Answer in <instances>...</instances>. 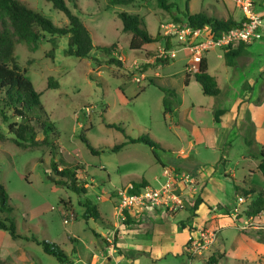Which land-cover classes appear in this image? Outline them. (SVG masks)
Listing matches in <instances>:
<instances>
[{
	"label": "rangeland",
	"instance_id": "rangeland-1",
	"mask_svg": "<svg viewBox=\"0 0 264 264\" xmlns=\"http://www.w3.org/2000/svg\"><path fill=\"white\" fill-rule=\"evenodd\" d=\"M20 1L39 10L55 25L67 24L65 14L53 8L46 0ZM73 1H76L75 7ZM171 1L175 4L171 12H168L158 7L154 0H136L130 5H111L108 0H65L90 30L94 45L118 44V54L112 52L106 55L94 49L90 55L98 58L99 63L91 57L64 55L66 36L45 34L35 47L23 41L15 44L17 61L21 68L26 69L25 76L40 95L49 119L55 125L54 141L57 148L54 160L61 166H81L77 175L79 181L86 185L87 191L85 195L77 194L52 181L50 177L56 180L59 176L50 169V146L23 148L16 145L12 135L7 133V125L12 119L4 121L0 116V132L5 135L0 139V184L8 194V203L14 208L18 232L28 238L12 239L6 231L0 230V264H61L55 257L44 253L41 245L31 239L32 236L57 244L68 256L66 264L99 262L100 260L92 262L90 257L94 252L99 253L101 248L105 249L100 240L96 241L97 244H92L93 238H96L93 232L99 231L101 222L93 218L85 219L80 201L84 197L90 198L114 220L113 201L122 191H126L130 182H139L144 177L150 178L155 172L158 173L159 157L162 159L169 151L177 149L180 145L177 136L179 131L187 134L185 126H175L178 116L164 113V93L155 83L175 89L178 99H181L183 86L184 100L180 115L186 116L188 123L196 121V103H203V98L213 99L199 91L193 78L189 85L184 83L185 70H194L190 66L186 67L191 63V52L182 48L175 39L169 38L172 47L166 54L173 59L167 65L159 67V64H155L144 69L146 62L152 64L156 55H163L165 39L146 45L143 51L129 49L130 33L122 30L118 13L137 15L152 35L160 33L161 22L173 17L183 19L186 3L191 14L207 13L219 20L232 18L241 22L251 13L259 16L264 26V0H249V5L246 0ZM254 40V49L245 55L248 59L242 72L244 80L242 78L240 82L241 77L231 78L227 89L233 84H242L245 88L246 80L260 82V78H264V74L260 72V67L264 65V31H260ZM218 54V49H212L209 59L212 71L220 74L224 59L219 58ZM110 56L119 58L123 67L107 65L105 61ZM222 77L223 75L219 76V79L223 88ZM150 80L155 83H150ZM257 89L258 85L255 86V90ZM225 95L224 91L217 100L223 101ZM234 97L228 94L225 100L232 105ZM109 124H115L120 129L109 127ZM43 136L40 132L37 138L41 139ZM81 136H85L99 152L91 153ZM139 136L153 140L156 147L151 148L139 142L125 143L126 137L135 139ZM250 142L247 145L238 137L229 143V167L235 171V180L240 184L245 181L254 185L256 192L246 196V202L239 204L234 192V178L222 177L223 175L220 177L225 182L222 192L225 203L228 206L238 205V210L246 209L250 200L257 196V191L264 193V178L261 173L248 172L249 166L255 169L253 165L259 161L258 149L263 148L252 140ZM119 144H122L120 149L111 150ZM250 151H257L256 159L243 161L241 156L248 157ZM201 213L199 211L198 215ZM220 215V208L216 212L206 211L202 214L203 222L209 223L213 217ZM239 216L240 214L238 218ZM257 217L249 221L242 220L241 227H246H240L242 230L252 229L255 232H241L226 217L229 225L223 227L218 237L205 249L196 253L187 249V243L186 247L181 244L175 251H164L161 257H153L151 252L137 255L132 253L127 254L120 263L111 260L102 264H129L131 258L140 259V264H264V254L261 253L264 248V209ZM202 229L205 231L215 228L202 224L196 226V236H199ZM180 246L184 248L183 251ZM223 250L227 256L219 258ZM211 256L217 258L215 263L209 262Z\"/></svg>",
	"mask_w": 264,
	"mask_h": 264
},
{
	"label": "trees",
	"instance_id": "trees-1",
	"mask_svg": "<svg viewBox=\"0 0 264 264\" xmlns=\"http://www.w3.org/2000/svg\"><path fill=\"white\" fill-rule=\"evenodd\" d=\"M51 3L52 7L63 12L67 17V24L58 26L55 25L49 18L44 16L39 10L29 7L20 0H0V116L4 121L12 119V122L7 125L8 134L12 135L13 142L23 148L36 147L41 145L50 146V169L59 176L55 180L56 183L67 187L77 194H86L87 188L85 184L79 181L78 171L81 166L75 165L73 168L61 166L54 160L56 155L55 125L49 119L41 100L40 95L35 91L32 82L25 76L26 69L21 68L16 55L14 53L15 44L23 41L29 45L36 43L45 34L51 36H66L67 46L64 49V55L74 56L78 58L91 57L93 61L99 63L98 58L91 56V52L96 49L106 55L112 52L118 54V44L110 45H94L91 38V33L88 27L83 22L82 18L74 13L65 0H46ZM111 5H130L136 0H108ZM158 7L171 12L175 4L171 0H154ZM73 6H76V1H73ZM118 16L122 22V30L130 33L129 49L143 51L144 47L151 43L160 42L165 39L163 55H156L153 63L146 62L144 69L155 64L167 65L173 58L169 57L166 52L172 47L168 37L162 36L159 32L152 35L148 32L142 20L133 13L120 12ZM184 18L173 17L171 20L176 22H186L192 26L209 25L214 33L226 31L240 24L228 18L227 20H219L209 16L207 13L191 14L185 5ZM242 51V46L230 48L223 53L225 63L229 66L234 64V59L239 56ZM146 57L148 55H145ZM149 56H151L149 54ZM105 63L107 65H115L122 68V62L116 56H110ZM189 73H185L184 83L187 85ZM195 81L200 85L204 95L217 97L220 94V88L216 78L208 73L207 62L204 58L197 65V69L193 72ZM150 83H155L150 80ZM164 93L162 104L164 113L171 112L172 106L175 104L176 91L175 89L166 88L163 85L155 83ZM49 86V83H48ZM50 87V86H49ZM55 88V86H53ZM224 109H215L213 111L214 121L219 122V116L224 113ZM109 127L120 129L115 124H109ZM43 133L41 139L37 138L39 133ZM4 134L0 132V139L4 138ZM53 140H52V138ZM125 143H144L151 148L156 147V143L146 136H139L135 139L126 137ZM81 140L85 143L91 153L97 154L99 150L94 148L85 136H81ZM247 145L251 142L246 141ZM124 144V143H123ZM122 145V144H121ZM121 145H115L111 148L112 151L120 149ZM155 158L158 160L156 153L153 150ZM259 157L258 171L264 178V150L260 149L257 154ZM146 181L142 178L139 182H130L126 187V191L130 193L139 192L145 187ZM236 191H240L238 186H235ZM242 194L248 196L255 193V190H241ZM194 200V199H193ZM9 197L2 184H0V230L6 231L12 239L25 238L17 230L15 217L13 215L14 208L8 203ZM199 203V199H195V206ZM84 208L83 217L85 219L93 218L94 220L103 221V218L97 208V205L88 197H84L80 201ZM264 209V193L257 191V196L250 201L245 210L248 216H256ZM124 224L129 222L127 212H124ZM31 239L41 245L44 253L51 255L61 264L68 263V256L54 242L47 240H39L32 236ZM217 258L211 256L209 262H216Z\"/></svg>",
	"mask_w": 264,
	"mask_h": 264
},
{
	"label": "crops",
	"instance_id": "crops-1",
	"mask_svg": "<svg viewBox=\"0 0 264 264\" xmlns=\"http://www.w3.org/2000/svg\"><path fill=\"white\" fill-rule=\"evenodd\" d=\"M254 43L255 40L250 43L234 45L232 48H237L241 45L242 51L236 57V60H234L233 65H227L224 60V66H222L223 68H221L220 74L211 69L209 55L212 50L204 54L203 58L207 62L208 73L216 78L220 88V94L217 97L211 96L213 98L212 100L203 98L204 104L196 103V110L193 109L195 111L196 121L188 123L186 122L188 118L180 115L184 100L183 86L181 89V99L177 98L176 92L175 104L169 113L170 115L178 116L175 126H178L177 124L185 126L187 134L178 132L177 136L180 145L176 150L169 151L170 153L166 154L167 156H164L162 159L159 157L158 163L160 169L158 173L155 172L150 178L144 177V180L147 185H157L164 167L190 175L193 183L186 189L188 195L184 202L183 210L166 212L162 209L145 208L141 212H127L129 222L124 224L125 216H121L117 210H114L112 213L114 216L113 220L100 206H97L105 221L99 222L101 228H99V231L93 232L96 238H93L92 244L95 245L98 243L96 241L100 240L105 245V249L101 248L99 253L94 252L90 257L92 262L94 260H100L95 264H102L106 261L109 263L111 260H115L116 263H120L127 257V254L132 253L137 255L151 252L153 257H161L164 251H175L181 244H184L186 247L189 239L196 237V226L201 224L215 228L218 232V237L220 230L229 225L226 217L230 218L234 223L233 225L241 232H255L252 229L242 230L240 227L242 220L248 219L249 221L253 217L257 219L258 214L248 218L244 213L246 209L238 210V205L228 206L222 197L225 182L220 179L222 175V177L230 176L234 178L235 195L237 197L242 196L245 202L247 197L242 195L241 190L256 189L254 185H249L245 181H243V184H240L235 180V171L229 167V143L235 138L241 137L244 143L252 140L264 150V85L262 84L264 83V78L261 77L260 82L254 79L246 80L245 88L242 84H233L227 89L228 82L231 78L241 77L240 82H242V78L244 80L245 77L242 75V72L248 59L245 55L254 49ZM223 53L219 50V58L224 59ZM161 66L159 65V67ZM195 67L191 72L186 70L184 72V76L186 72L190 75L187 81L188 85L190 84L191 78L194 79L193 72L197 69V64ZM260 72L264 74V65L260 67ZM222 75V78H224L223 88L221 87L219 79V76ZM197 85L199 86V91H202L200 85L196 82V87H198ZM256 85H258L257 90H255ZM224 91L226 93L225 98H228V94H232V97L235 96L232 105L225 98V101L217 100L223 95ZM192 108L194 107L192 106ZM215 109L225 110L219 116L218 123L214 121L213 111ZM207 115H209L208 118L206 117ZM256 152L253 153L250 151L248 157L242 155L241 159L243 161L256 159ZM258 163L253 165L255 169H252L250 166L248 167L250 174H256V171H258ZM235 186H238L240 191H236ZM196 198L199 199L197 206L194 205ZM116 200L113 201L114 204ZM243 202H238L237 199V203L240 204ZM218 208L221 209V215L219 217H213L209 223H204L202 214L206 211L216 212ZM235 208L237 209L236 215L233 214ZM199 211L202 212L200 215H198ZM238 214H240L239 218L241 220L238 218ZM153 249L155 252H153ZM261 251L264 254V248ZM226 256L227 253L223 250L222 253L220 252L219 258H225ZM129 264H140V259L131 258Z\"/></svg>",
	"mask_w": 264,
	"mask_h": 264
},
{
	"label": "built area",
	"instance_id": "built-area-1",
	"mask_svg": "<svg viewBox=\"0 0 264 264\" xmlns=\"http://www.w3.org/2000/svg\"><path fill=\"white\" fill-rule=\"evenodd\" d=\"M245 2L249 5L250 1L246 0ZM159 31L162 36L175 39L182 48L190 50L191 63L186 67L190 66V69H195L196 64L198 65L209 50L219 49L226 52L236 44L250 43L259 36L260 31H264V26L259 16L249 13L239 25L219 33H214L207 24L192 26L174 20L161 22ZM192 183L190 175L164 167L156 186L146 185L136 193L122 191L114 208L121 216H124V212H141L145 208L162 209L166 212L177 211L183 208L188 195L186 189ZM237 199L238 202L244 201L242 196H238ZM233 212L236 215L237 209L235 208ZM66 221L67 219H65ZM217 233L216 229L205 231L202 229L199 231V236L189 239L187 249L192 253L205 249L217 238ZM110 242L113 243L112 240Z\"/></svg>",
	"mask_w": 264,
	"mask_h": 264
},
{
	"label": "water",
	"instance_id": "water-1",
	"mask_svg": "<svg viewBox=\"0 0 264 264\" xmlns=\"http://www.w3.org/2000/svg\"><path fill=\"white\" fill-rule=\"evenodd\" d=\"M50 178H51V180H52V181H55V179H54V178H52V177H50Z\"/></svg>",
	"mask_w": 264,
	"mask_h": 264
}]
</instances>
